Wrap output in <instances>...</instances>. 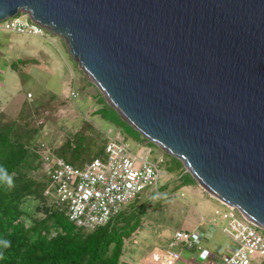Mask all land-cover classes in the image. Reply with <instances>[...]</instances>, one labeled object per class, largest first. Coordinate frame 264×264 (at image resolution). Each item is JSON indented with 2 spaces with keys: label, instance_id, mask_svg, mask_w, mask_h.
<instances>
[{
  "label": "water",
  "instance_id": "95a60500",
  "mask_svg": "<svg viewBox=\"0 0 264 264\" xmlns=\"http://www.w3.org/2000/svg\"><path fill=\"white\" fill-rule=\"evenodd\" d=\"M59 35L125 121L264 229V0H0Z\"/></svg>",
  "mask_w": 264,
  "mask_h": 264
},
{
  "label": "rangeland",
  "instance_id": "374dc122",
  "mask_svg": "<svg viewBox=\"0 0 264 264\" xmlns=\"http://www.w3.org/2000/svg\"><path fill=\"white\" fill-rule=\"evenodd\" d=\"M22 13L21 18L27 19L28 14ZM88 81L91 79L72 58L59 35L47 28L39 33L0 28V114L6 115V120L20 121L22 112L34 119L36 108L41 110L36 119L42 126L37 141L55 148L87 120L94 125L96 135L100 132L113 137L120 132L133 153L152 161L166 160V152L105 103L106 98L99 96L97 88ZM36 101L44 103L43 106L37 107L40 102ZM194 182L188 180L180 187L179 172L165 170L158 188L146 186L142 190L136 203L146 202L148 209L141 226L125 241L120 264H151V254L169 248L178 229L204 231V242H209L220 254L235 246L222 230L227 220L215 213L216 209L230 208ZM174 248L185 250L182 243Z\"/></svg>",
  "mask_w": 264,
  "mask_h": 264
},
{
  "label": "trees",
  "instance_id": "16d2710c",
  "mask_svg": "<svg viewBox=\"0 0 264 264\" xmlns=\"http://www.w3.org/2000/svg\"><path fill=\"white\" fill-rule=\"evenodd\" d=\"M88 82L105 97L93 82ZM37 102V107L44 104ZM105 103L112 106L107 99ZM40 111L36 108L34 119L22 112L20 121L6 120V115L0 114V165L14 174L15 182L11 191L0 187V238L11 241L0 264H120L125 241L141 226L147 203L137 204L138 197L104 225L94 229L77 227L69 219L66 206L52 202L45 194L50 179L38 150L37 136L42 126L36 119ZM107 142L108 137L100 132L96 135L94 125L83 120L74 135L58 148L52 147L56 155L82 167L95 158H105ZM165 152L167 159L162 166L168 172H179L181 186L188 180L199 185L179 158Z\"/></svg>",
  "mask_w": 264,
  "mask_h": 264
},
{
  "label": "built area",
  "instance_id": "2783aa9c",
  "mask_svg": "<svg viewBox=\"0 0 264 264\" xmlns=\"http://www.w3.org/2000/svg\"><path fill=\"white\" fill-rule=\"evenodd\" d=\"M0 28L39 33L44 27L29 14L25 20L18 14L0 20ZM105 149V158H95L79 167L56 155L47 142L39 141L44 172L50 179L45 194L52 202L66 206L69 219L77 227L94 229L108 223L126 205L140 197L146 186L158 188L165 174L161 165L163 159L157 162L133 153L120 132L113 137L108 135ZM229 208L226 211L215 210L217 215L227 220L222 230L235 243L222 254L223 263L260 264L264 260V232L237 209ZM205 238L206 233L202 230L178 229L169 248L151 254V264H175L179 261L180 252L174 248L178 243L189 250L203 251ZM257 254L260 257H256Z\"/></svg>",
  "mask_w": 264,
  "mask_h": 264
},
{
  "label": "crops",
  "instance_id": "0c3cea01",
  "mask_svg": "<svg viewBox=\"0 0 264 264\" xmlns=\"http://www.w3.org/2000/svg\"><path fill=\"white\" fill-rule=\"evenodd\" d=\"M202 244H203V251L189 250L187 248H185L184 251L178 250L180 252L181 257L180 260L177 261L175 264H224L221 259L222 253L220 254L218 251H216L217 248L215 249L213 246L209 244V242L206 243L203 242ZM231 247L230 246L227 247L226 250L227 249L229 250ZM185 251H187L188 254H186Z\"/></svg>",
  "mask_w": 264,
  "mask_h": 264
},
{
  "label": "clouds",
  "instance_id": "9594fccd",
  "mask_svg": "<svg viewBox=\"0 0 264 264\" xmlns=\"http://www.w3.org/2000/svg\"><path fill=\"white\" fill-rule=\"evenodd\" d=\"M0 187L9 191L15 188L14 174H10L7 168L3 165H0ZM10 247V240L0 238V260L4 259V250Z\"/></svg>",
  "mask_w": 264,
  "mask_h": 264
}]
</instances>
